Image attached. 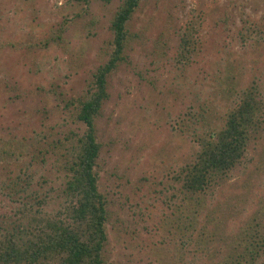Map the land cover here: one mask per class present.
Wrapping results in <instances>:
<instances>
[{"label": "rangeland", "instance_id": "obj_1", "mask_svg": "<svg viewBox=\"0 0 264 264\" xmlns=\"http://www.w3.org/2000/svg\"><path fill=\"white\" fill-rule=\"evenodd\" d=\"M121 2L0 0V220L17 206L3 178L31 164L34 189L44 179L55 187L65 181L58 153L48 149L86 129L66 101L84 94L109 58ZM192 26L199 43L185 66L176 56ZM131 32L128 58L111 75L96 120L108 264H191L190 251L178 248V225L197 202L181 192L174 171L197 147L193 116L225 112L252 82L264 97V0H143ZM261 134L231 177L200 196L198 230L209 220L205 237L223 251L245 240L240 231L264 207Z\"/></svg>", "mask_w": 264, "mask_h": 264}, {"label": "trees", "instance_id": "obj_2", "mask_svg": "<svg viewBox=\"0 0 264 264\" xmlns=\"http://www.w3.org/2000/svg\"><path fill=\"white\" fill-rule=\"evenodd\" d=\"M89 7L90 0H74ZM109 3L112 0H101ZM143 0H122L110 29L113 33L109 58L94 72L89 88L66 101L74 120L84 123L83 133L72 131L50 143L57 152L65 181L57 187L47 180L34 189L31 164L15 175L3 178L7 194L15 206L9 219L0 220V264H108L107 224L109 202L99 185V157L102 142L96 120L109 97L108 81L128 58L131 21ZM198 28H186L176 60L191 62L197 53ZM251 38L250 31L242 34ZM57 36H61L59 33ZM240 99L225 112H202L194 122L198 138L191 156L174 171L181 192L197 202L178 225V248L190 253L191 264H259L264 256V207L252 216L244 241L228 245L224 251L206 238L209 220L198 230L200 196L231 177L246 159L253 140L264 131V97L260 85L252 82L240 91ZM7 152V151H5ZM40 186V183H39ZM187 196V198H188ZM185 197L183 199V203ZM57 207L50 209L54 203ZM183 205V204H182ZM200 218V219H199ZM199 219V221H198ZM215 231L209 235L214 236ZM214 240V241H213ZM226 251V252H225Z\"/></svg>", "mask_w": 264, "mask_h": 264}]
</instances>
